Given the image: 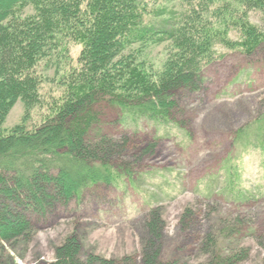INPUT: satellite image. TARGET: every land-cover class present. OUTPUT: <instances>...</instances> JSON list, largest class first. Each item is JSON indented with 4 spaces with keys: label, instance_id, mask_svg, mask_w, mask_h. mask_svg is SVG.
<instances>
[{
    "label": "trees",
    "instance_id": "1",
    "mask_svg": "<svg viewBox=\"0 0 264 264\" xmlns=\"http://www.w3.org/2000/svg\"><path fill=\"white\" fill-rule=\"evenodd\" d=\"M158 1L0 0V243L27 239L40 218L92 186L134 182L136 152L104 128L102 105L124 128L177 124L180 101L200 89L215 46L250 55L264 41L249 21L256 12L264 22V0H177L178 13L155 6ZM228 30L241 39L230 40ZM69 43L80 46L73 59L62 49ZM164 43L167 59L151 69L142 54ZM41 63L56 66L59 92L47 101L42 121L26 127L29 111L40 103ZM18 100L22 123L4 132ZM234 138L250 139L264 155V112ZM148 154L146 147L141 155ZM149 247L153 252L138 264H169L157 244ZM80 249L77 237L68 236L55 247L53 261L41 264H134L90 254L82 259ZM222 255L214 264H230Z\"/></svg>",
    "mask_w": 264,
    "mask_h": 264
},
{
    "label": "rangeland",
    "instance_id": "2",
    "mask_svg": "<svg viewBox=\"0 0 264 264\" xmlns=\"http://www.w3.org/2000/svg\"><path fill=\"white\" fill-rule=\"evenodd\" d=\"M155 6L181 10L177 0ZM249 21L264 35L256 12L249 13ZM227 37L241 39L230 30ZM237 48L215 46L200 89L180 101L177 124L124 128L117 113L102 105L104 128L136 152L130 163L137 172L134 182L88 188L81 198L40 218L27 239L0 243V264L49 263L55 247L71 235L82 259L90 254L138 264L155 243L169 264H214L222 254L230 264H264V155L250 139L234 141L237 129L264 112V41L250 55ZM62 49L73 59L80 46ZM169 51L165 43L152 45L142 56L157 69ZM50 66L41 63L36 69L42 76L40 103L29 111L26 127L42 121L47 101L59 92L56 66ZM24 113L16 101L1 129L22 123ZM146 147L149 154L141 155Z\"/></svg>",
    "mask_w": 264,
    "mask_h": 264
}]
</instances>
